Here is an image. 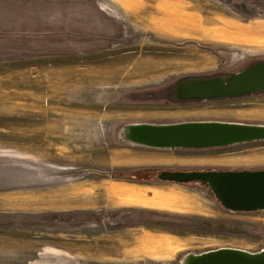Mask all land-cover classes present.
<instances>
[{"label":"rangeland","instance_id":"1","mask_svg":"<svg viewBox=\"0 0 264 264\" xmlns=\"http://www.w3.org/2000/svg\"><path fill=\"white\" fill-rule=\"evenodd\" d=\"M256 61L264 0H0V264L262 249L264 212L219 216L207 189L155 176L264 169V141L170 150L122 137L132 123L264 124V93L178 103L168 92ZM145 170L152 180L129 177Z\"/></svg>","mask_w":264,"mask_h":264},{"label":"water","instance_id":"2","mask_svg":"<svg viewBox=\"0 0 264 264\" xmlns=\"http://www.w3.org/2000/svg\"><path fill=\"white\" fill-rule=\"evenodd\" d=\"M174 102L240 99L264 93V61L230 74L186 77L168 89ZM131 145L152 149L203 150L264 141V124L194 120L173 123H132L122 129ZM156 180L197 183L232 213L264 212V169L161 170ZM180 264H264V247L257 252L221 247L185 254Z\"/></svg>","mask_w":264,"mask_h":264},{"label":"trees","instance_id":"3","mask_svg":"<svg viewBox=\"0 0 264 264\" xmlns=\"http://www.w3.org/2000/svg\"><path fill=\"white\" fill-rule=\"evenodd\" d=\"M142 172L143 173H141V172L140 173H133V174L129 175V177L132 179H138V180H152L153 174L156 173V170H153L152 171L153 173L148 172L147 170H145V172L144 171H142ZM194 184L198 185L197 183H189V184H184V185H194Z\"/></svg>","mask_w":264,"mask_h":264},{"label":"crops","instance_id":"4","mask_svg":"<svg viewBox=\"0 0 264 264\" xmlns=\"http://www.w3.org/2000/svg\"><path fill=\"white\" fill-rule=\"evenodd\" d=\"M181 185H184V184H181ZM184 186H188V187H191V188H200L199 186H197V185H184ZM215 213L217 214V215H219V216H229V217H231V218H237L238 217V215L239 214H244L243 212H237V213H232V212H230V211H228V210H225L224 208H222V207H220L219 206V209H217L216 211H215ZM245 214H247V213H245Z\"/></svg>","mask_w":264,"mask_h":264},{"label":"bare ground","instance_id":"5","mask_svg":"<svg viewBox=\"0 0 264 264\" xmlns=\"http://www.w3.org/2000/svg\"><path fill=\"white\" fill-rule=\"evenodd\" d=\"M163 13V12H162ZM163 15V14H161ZM170 18H171V14H167ZM167 15L165 14L164 16L167 17ZM178 20V19H177Z\"/></svg>","mask_w":264,"mask_h":264}]
</instances>
